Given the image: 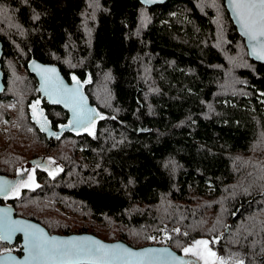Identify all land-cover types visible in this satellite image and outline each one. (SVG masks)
Returning a JSON list of instances; mask_svg holds the SVG:
<instances>
[{
	"label": "trees",
	"instance_id": "obj_1",
	"mask_svg": "<svg viewBox=\"0 0 264 264\" xmlns=\"http://www.w3.org/2000/svg\"><path fill=\"white\" fill-rule=\"evenodd\" d=\"M0 38V119L14 103L18 125L0 172L38 180L1 202L52 233L180 252L207 240L224 264H264V62L225 0H0ZM33 60L79 80L103 119L61 127L70 114L42 96Z\"/></svg>",
	"mask_w": 264,
	"mask_h": 264
},
{
	"label": "snow or ice",
	"instance_id": "obj_2",
	"mask_svg": "<svg viewBox=\"0 0 264 264\" xmlns=\"http://www.w3.org/2000/svg\"><path fill=\"white\" fill-rule=\"evenodd\" d=\"M145 3H152L153 0H144ZM233 7L236 11L243 34L246 35L249 41L255 42L252 45V54L260 59H264V0H233ZM44 78L45 84H49L53 77L49 73L55 74V69L43 68L40 69ZM75 81L76 78L73 77ZM77 86L79 81H76ZM64 98L62 100H55L54 102H63L66 107H70L73 112V119L68 125L61 127H71L77 131L84 128L88 130L94 127L95 118L99 114L93 115V110L86 107L85 98L79 94V87L73 89H63ZM38 104V102H37ZM35 110L36 105H33ZM34 115H36L34 111ZM89 134H92L91 132ZM55 135V133H53ZM58 138V137H57ZM54 161H49V164ZM52 174L51 172L49 173ZM33 180L34 178L30 177ZM24 187H29L28 183H24ZM10 189L8 182L0 183V194L7 196ZM18 194V192H17ZM3 211V210H0ZM7 230L6 236H0V239H10L11 234L16 231H24L28 240V259L34 264H55V262L67 261L69 264L80 259H89L95 264H111L113 260L122 261L123 264H132L131 257H139L137 264H144V258L148 254L157 250L147 249L144 253H133L128 249L122 248L120 245H106L90 237H76L72 240L61 241L55 237H47L42 230L35 229L33 225H26L20 221H12L10 224L4 225ZM31 230V231H29ZM209 242L207 240H197L190 248H184V253L197 256L204 260V264H209L208 256L215 257L216 254L208 248ZM12 259V258H10ZM173 259H178L173 257ZM148 264H152L151 258L148 259ZM180 264H184L180 261ZM220 264H224L220 261Z\"/></svg>",
	"mask_w": 264,
	"mask_h": 264
},
{
	"label": "water",
	"instance_id": "obj_3",
	"mask_svg": "<svg viewBox=\"0 0 264 264\" xmlns=\"http://www.w3.org/2000/svg\"><path fill=\"white\" fill-rule=\"evenodd\" d=\"M143 4L151 6L156 5L159 3H164L167 0H153L152 3H145L144 0H140ZM226 6L231 14V17L236 24L240 34L244 37L246 45L248 47V51L250 56L260 62H264V59L258 58L256 55L252 54V45L255 43L253 41H249L248 37L243 34V29L241 28L239 17L234 10L233 7V0H225ZM4 52L3 48V41L0 38V93L5 88V82H4V70L2 68V62L1 58ZM30 68L34 72L35 76L38 79V89L40 90L43 97H45L51 104L62 106L66 111L70 114V119H73V112L70 107H66L63 102H54L55 100H62L64 98V92L63 89H73L75 87H79V94L82 95L85 98L86 107L93 110V115L98 114L97 108L94 106V104L91 102L88 94L86 93L83 85L80 83L79 80H70L68 79L63 72L61 71L60 67L56 64L45 62L42 60H33L30 62ZM43 68H51L55 69V74L49 73V76H52L53 79L49 84H45L44 78L41 74L40 69ZM76 81H79V85L77 86ZM97 118V117H96ZM95 118V119H96ZM32 162H35V159H32ZM18 180V176L12 177L7 174H3L0 172V183L7 181L8 187L11 188L16 181ZM6 197L4 194H0V198ZM0 236H6L7 230L5 228V224H10L12 221H20L23 222L26 225H33L35 226V229H40L42 232L49 238L55 237L58 240L66 241V240H72L76 237H90L93 240H97L101 242L102 244L106 245H120L122 248L128 249L130 252L133 253H144L147 249H154L157 251L151 252L148 254V257L144 258V264H148V259L151 258L152 264H180V261H183L184 264H190L194 258L190 255H186L184 252H180L177 249H175L171 244L166 243H151L143 246H133L130 243L117 239V240H107L93 232H72L68 234H61L56 232H50V230L41 222L26 217L23 215H19L16 213V209L14 205L10 203H4L0 201ZM31 231V230H29ZM21 236V246H22V252H17L12 249H7L2 252H0V264H34L33 261L28 259V240L25 236L24 231H16L11 234L10 239H1L4 242H8L10 244H13L17 241V238ZM173 257H176L178 259H173ZM12 258V259H10ZM132 264H137V260L140 259L139 257H131ZM95 264L94 261L89 259H80L77 262H74V264ZM55 264H69L67 261L63 262H55ZM111 264H123L122 261L119 260H113Z\"/></svg>",
	"mask_w": 264,
	"mask_h": 264
},
{
	"label": "rangeland",
	"instance_id": "obj_4",
	"mask_svg": "<svg viewBox=\"0 0 264 264\" xmlns=\"http://www.w3.org/2000/svg\"><path fill=\"white\" fill-rule=\"evenodd\" d=\"M16 110L17 107L14 103H11L8 106V112L10 115V118H1L0 119V141L4 144H7L10 140V136H11V127L15 126L16 128H18V125L16 124ZM38 112H36L37 114ZM91 128V127H90ZM89 128V129H90ZM84 129V128H83ZM23 136V135H21ZM54 161V163L49 164V161ZM40 165L42 166V168L49 170L50 172L54 173L55 171H57L58 169H60V164L59 162L55 161L54 159H50V158H44L42 160L39 161ZM36 169V167H34ZM31 166L25 165L23 167H21L20 170V177L18 179V184L16 185L17 187L15 188L14 191H17L19 188H21L24 183H28L29 185H35L37 183V178H36V174H35V169ZM30 177L34 178V183L33 180L30 179ZM192 247V246H191ZM190 248V247H188ZM208 248L215 253V251L209 246L208 244ZM191 257L194 258V260L190 263V264H204V260L203 259H199L197 256H193L191 254H188ZM209 264H220V259H218L217 255L215 257H211L208 256L207 257Z\"/></svg>",
	"mask_w": 264,
	"mask_h": 264
},
{
	"label": "flooded vegetation",
	"instance_id": "obj_5",
	"mask_svg": "<svg viewBox=\"0 0 264 264\" xmlns=\"http://www.w3.org/2000/svg\"><path fill=\"white\" fill-rule=\"evenodd\" d=\"M18 179H19V177H18ZM19 182H18V180L16 181V183L12 186L13 188H15L16 187V185L18 184Z\"/></svg>",
	"mask_w": 264,
	"mask_h": 264
}]
</instances>
